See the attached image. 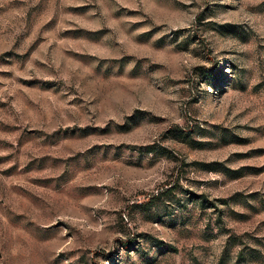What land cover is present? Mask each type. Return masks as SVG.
I'll return each instance as SVG.
<instances>
[{"label": "rangeland", "instance_id": "rangeland-1", "mask_svg": "<svg viewBox=\"0 0 264 264\" xmlns=\"http://www.w3.org/2000/svg\"><path fill=\"white\" fill-rule=\"evenodd\" d=\"M0 264H264V0H0Z\"/></svg>", "mask_w": 264, "mask_h": 264}]
</instances>
